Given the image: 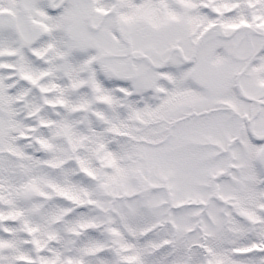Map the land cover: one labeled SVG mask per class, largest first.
Here are the masks:
<instances>
[{"label": "snow or ice", "instance_id": "1", "mask_svg": "<svg viewBox=\"0 0 264 264\" xmlns=\"http://www.w3.org/2000/svg\"><path fill=\"white\" fill-rule=\"evenodd\" d=\"M0 264H264V0H0Z\"/></svg>", "mask_w": 264, "mask_h": 264}]
</instances>
